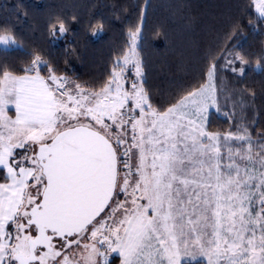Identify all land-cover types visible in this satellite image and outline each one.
Wrapping results in <instances>:
<instances>
[{"label": "snow or ice", "instance_id": "snow-or-ice-1", "mask_svg": "<svg viewBox=\"0 0 264 264\" xmlns=\"http://www.w3.org/2000/svg\"><path fill=\"white\" fill-rule=\"evenodd\" d=\"M250 8L264 17V0ZM127 37L99 91L45 77L38 58L25 74H0V264H107L117 250L120 264H264V137L208 130L216 64L206 83L155 108L143 22ZM241 54L228 61L237 76L250 65ZM82 241V258H70Z\"/></svg>", "mask_w": 264, "mask_h": 264}, {"label": "trees", "instance_id": "trees-1", "mask_svg": "<svg viewBox=\"0 0 264 264\" xmlns=\"http://www.w3.org/2000/svg\"><path fill=\"white\" fill-rule=\"evenodd\" d=\"M55 16L70 27L60 37L48 32ZM72 16L77 23H71ZM97 18L106 28L93 36L86 25L90 27ZM141 22L143 41L138 51L145 87L155 108L164 110L187 90L201 86L207 69L216 64L217 85L223 74L225 86L229 83L231 92L238 94V103L240 99L247 105L251 137H264V66L251 65L253 58L264 56V18L250 8V0H0V28L13 29L22 42V46L0 47V74L5 70L25 74L35 49L48 61V66L41 65L42 75L54 70L82 87L100 89L127 49L128 31ZM237 52L249 58L242 76L231 72L228 63ZM226 110L209 113V131L237 130L239 114L232 110L231 117L224 114ZM116 259L112 257L111 264Z\"/></svg>", "mask_w": 264, "mask_h": 264}, {"label": "rangeland", "instance_id": "rangeland-1", "mask_svg": "<svg viewBox=\"0 0 264 264\" xmlns=\"http://www.w3.org/2000/svg\"><path fill=\"white\" fill-rule=\"evenodd\" d=\"M257 16H258V14H257ZM258 17L259 18H264V17H260V16H258ZM57 37H60L59 33H58ZM13 46H18V45L17 44H13L11 42L8 45L0 44V47H4V48H9V47H13ZM48 74H49V71L44 76L47 77ZM131 74H132V68L129 67L128 68V75H131ZM57 76L58 77H64L62 75H57ZM220 77H222V79L220 80L219 85H217V77H216V81H215L216 85H217V88H218L219 102H218V105H217L216 108H213V107L209 108V113L211 111L221 112V111H219V109L226 107L227 110L225 111L226 113H224V114H226V115L229 114V115H231V117H233V114H231V112H232V110H233V112H235V110H236L237 114H239V116L237 117V120H238L237 125H238V127L236 129L237 130L238 129L243 130L244 128H247L248 133L250 134L249 128H248V123H247V120H246V115H247L246 106L247 105H245V103H243V101H241L240 99H239V103L240 104L238 103V99L236 98V95H238V94L237 93L233 94L231 92L232 87H231V85L229 83H226V86H225L224 82H226V79H225V76L223 74H221V76H219V78ZM64 78H66L70 82V84H69L70 87H74L76 84H78L73 78H70V77H64ZM206 82H207V79H206L205 83ZM84 88H85L86 91H99L100 90V89L91 90V89H88L86 87H84ZM234 90H235V88H234ZM219 91H220V93H219ZM232 106H233V109L231 110ZM8 111H9L10 114L14 115V107L13 106H9ZM237 130H234L232 132H235ZM226 133H228V132H226ZM223 134H225V133H223ZM252 139L254 141L257 140L255 138H252ZM119 199L121 201H123L125 198H124V196H120ZM84 242H90V241H82L81 242V246L79 248L76 245H73V248L71 250H69V251L72 252V253H75L76 255L74 257H70V258H74V259H78L79 258L78 257V253L82 250V244ZM98 246L101 248V250H105L106 249V245L105 244H99ZM108 255H109V258H108L107 264H111L112 257H114V256L117 257L116 264H120L122 257L120 256L119 250L114 251V252H110ZM98 260L102 261V258H98ZM191 263L207 264V259L204 256H196L195 258L190 257V256H181L180 264H191Z\"/></svg>", "mask_w": 264, "mask_h": 264}, {"label": "clouds", "instance_id": "clouds-1", "mask_svg": "<svg viewBox=\"0 0 264 264\" xmlns=\"http://www.w3.org/2000/svg\"><path fill=\"white\" fill-rule=\"evenodd\" d=\"M70 21L71 23H77V18L75 16H72L70 17ZM249 23H254V21L250 20ZM86 27L88 28L89 34L93 36L97 35V33L105 32V28H106L103 20L100 18H97L96 20H94L91 23L90 27L88 25H86ZM57 28H62L64 33H68L70 29L68 22L64 21L60 16L53 17L52 21L48 24V32L55 34ZM129 31H135V27L131 28ZM5 35L10 36L15 41V44L22 46V42L18 41L13 29L8 28V27L0 28V36H5ZM261 46L264 47V40L261 41ZM73 51L75 50L73 49ZM241 56H242L243 62L245 64H249V58L244 56L243 54H241ZM37 58L44 62H48L47 58L44 57L42 53L33 49L32 50V60L37 59ZM262 61H264V56L258 55L252 59L251 65L255 68H260L264 66V63H262ZM82 255L83 254L79 252L78 259H81Z\"/></svg>", "mask_w": 264, "mask_h": 264}]
</instances>
